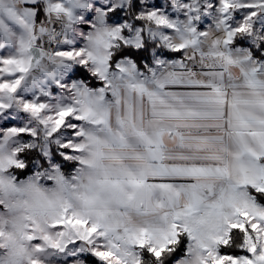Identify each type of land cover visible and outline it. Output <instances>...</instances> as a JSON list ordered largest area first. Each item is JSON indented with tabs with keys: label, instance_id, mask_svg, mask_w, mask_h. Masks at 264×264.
Listing matches in <instances>:
<instances>
[{
	"label": "snow or ice",
	"instance_id": "6c2138e0",
	"mask_svg": "<svg viewBox=\"0 0 264 264\" xmlns=\"http://www.w3.org/2000/svg\"><path fill=\"white\" fill-rule=\"evenodd\" d=\"M170 7L0 0V264H264V0Z\"/></svg>",
	"mask_w": 264,
	"mask_h": 264
},
{
	"label": "rangeland",
	"instance_id": "374dc122",
	"mask_svg": "<svg viewBox=\"0 0 264 264\" xmlns=\"http://www.w3.org/2000/svg\"><path fill=\"white\" fill-rule=\"evenodd\" d=\"M149 5H156L158 7L163 8L164 10L168 11L170 15H172L173 17H175V13L172 12L170 4H171V0H147ZM121 15L120 13L117 14V16ZM235 17L237 20H239L241 18V14L240 13H236ZM183 18V17H181ZM210 23V19L205 18L204 22H203V26L207 27V25ZM236 46H241V47H247L248 46V41L237 38L236 41ZM164 54L168 59H179L180 56L176 55V54H172V53H168L167 51L165 52L164 50ZM257 55H259V53H257ZM72 79H79L78 77H76L75 75L72 76ZM99 83L96 84L94 87H98ZM56 89L53 88V92L55 93ZM23 123V121L21 120H16V121H2L0 120V127H10L13 124L15 125H21ZM23 138L26 140L28 139V136L26 134H22ZM31 172H29L28 174H26L25 176L19 177L21 179L26 178L28 175H30ZM2 210V209H0ZM79 245V242H77V246ZM235 255H240L243 254L242 252L237 254V253H233ZM180 256H178L177 258H179ZM78 258L83 261V264H101V261L99 260V258L95 257L94 255H92L91 253L85 252V253H79L78 254ZM56 260V264H72V261L75 259L73 257H59V258H53ZM176 259V258H175ZM174 259V260H175ZM174 264V262L172 263Z\"/></svg>",
	"mask_w": 264,
	"mask_h": 264
},
{
	"label": "trees",
	"instance_id": "16d2710c",
	"mask_svg": "<svg viewBox=\"0 0 264 264\" xmlns=\"http://www.w3.org/2000/svg\"><path fill=\"white\" fill-rule=\"evenodd\" d=\"M166 52V50H165ZM143 55V54H141ZM76 77H78L79 79H84L86 80L91 86H95L96 84H98L97 81H95L94 79H92L90 77V74H88L87 72L83 71V70H78L75 74H74ZM21 158H24L26 160H32L35 158V153H31V154H24L22 155ZM72 168L73 166L69 163V164H66L65 167H64V171L66 174H70L71 171H72ZM33 169L31 167H29L28 169L26 170H16V174L19 176V177H22V176H25L26 174H28L29 172H32ZM261 202H264V201H261ZM226 251H229L231 254L233 253H241L238 249H230V250H226ZM183 254V248H181L180 251L177 252L176 256L172 258V260L169 261V264H172L174 262V259L177 258L178 256H181ZM147 258V257H145Z\"/></svg>",
	"mask_w": 264,
	"mask_h": 264
}]
</instances>
